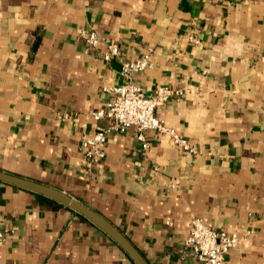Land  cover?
<instances>
[{
    "label": "crops",
    "instance_id": "crops-1",
    "mask_svg": "<svg viewBox=\"0 0 264 264\" xmlns=\"http://www.w3.org/2000/svg\"><path fill=\"white\" fill-rule=\"evenodd\" d=\"M82 31L118 47L111 63ZM152 96L182 90L156 114L196 154L157 131L113 132L88 168L84 138L109 125L124 63ZM0 171L87 205L149 264H198L191 220L237 233L227 264H264V0H0ZM0 264H135L107 234L45 196L0 182Z\"/></svg>",
    "mask_w": 264,
    "mask_h": 264
},
{
    "label": "built area",
    "instance_id": "built-area-1",
    "mask_svg": "<svg viewBox=\"0 0 264 264\" xmlns=\"http://www.w3.org/2000/svg\"><path fill=\"white\" fill-rule=\"evenodd\" d=\"M81 36L94 50L100 49L102 43L105 44L103 59L107 63L122 56L118 47L102 38L97 32L82 31ZM153 68L154 63L150 54L124 63L122 67L124 83L112 90L115 98L93 113L97 122L106 120L109 125L99 128L95 134L84 138L81 145L88 168H93L107 157V143L111 133H125L132 128L136 130L137 140L142 143L143 149L148 148L145 133L154 130L169 136L183 151L190 154L197 153L184 136L167 127L156 114L158 108L164 106L171 98L181 97L185 92L159 86L155 93L149 96L142 87L135 83L136 74ZM7 234L8 230L0 225V257ZM240 241L239 234L215 231L202 218L195 217L191 220V231L184 241V246L186 253L192 256L198 264H227L229 253L238 247Z\"/></svg>",
    "mask_w": 264,
    "mask_h": 264
},
{
    "label": "water",
    "instance_id": "water-1",
    "mask_svg": "<svg viewBox=\"0 0 264 264\" xmlns=\"http://www.w3.org/2000/svg\"><path fill=\"white\" fill-rule=\"evenodd\" d=\"M0 182L45 196L51 200H54L60 205L75 211L97 226L111 239H113L126 252V254L135 264H149L143 255L121 231H119L102 215L87 205L81 203L77 199L72 198L68 194L37 182L4 173L2 171H0Z\"/></svg>",
    "mask_w": 264,
    "mask_h": 264
}]
</instances>
